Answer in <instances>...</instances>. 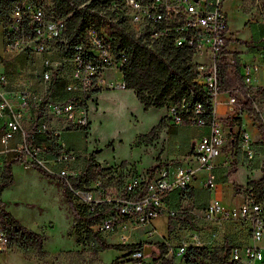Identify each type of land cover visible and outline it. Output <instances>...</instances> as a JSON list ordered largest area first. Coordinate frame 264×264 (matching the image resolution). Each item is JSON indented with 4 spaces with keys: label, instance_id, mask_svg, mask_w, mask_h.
Returning <instances> with one entry per match:
<instances>
[{
    "label": "built area",
    "instance_id": "1",
    "mask_svg": "<svg viewBox=\"0 0 264 264\" xmlns=\"http://www.w3.org/2000/svg\"><path fill=\"white\" fill-rule=\"evenodd\" d=\"M68 2L74 10L65 15L57 12L54 0H8L4 4V50L14 54L35 51L43 59L37 84L26 80L20 88L12 89L8 73L0 72V179L5 162L13 158L39 165L50 175L64 179L77 201L91 210L103 203L111 204L93 228L99 232L118 231L119 238L126 240L125 229L130 225L149 223L159 214L176 216L180 211L170 205L169 194L188 193L202 177V185L210 192L203 217L215 223H246L254 241L229 245V264H264V200L258 198L252 185H246L236 206L225 205L216 193L217 170L230 164L232 153L242 150L247 157H253L254 139L245 128V118L251 122L257 138H261L258 122L243 102L252 98L253 108L264 122V112L259 110L252 91L253 87H264V50L256 59L239 60L242 84L223 88L219 62L222 58L234 61L225 0ZM76 10L89 14L78 35L72 33L68 23ZM120 22L145 42L168 41L192 50L194 81L202 93L191 91L165 108L171 123L195 124L207 127L208 132L194 140L187 162L163 165L145 176L132 173L122 181L119 177L116 181L121 182V189L113 198L96 197L92 184L101 187V176L92 178L84 189L73 187L71 178L78 176L82 167L74 164L73 153L65 148L59 139L61 131L51 120L64 122V128L85 129L89 124L86 99L102 89L125 88L123 68L128 55L125 49L115 50L113 45V26ZM1 56L0 53V62ZM62 67L69 70L65 88L72 95L66 100L47 97L49 90L55 88L53 79ZM118 73L121 79L117 78ZM220 94L224 95L221 100ZM219 103L224 106L222 114L217 113ZM45 144L48 146L43 150ZM153 232L152 228L147 229L148 235ZM216 233L217 230L213 232ZM7 245L8 237L0 224V249ZM186 250L184 245L176 251L169 248L171 254L179 255ZM142 254L134 253L138 258Z\"/></svg>",
    "mask_w": 264,
    "mask_h": 264
},
{
    "label": "rangeland",
    "instance_id": "2",
    "mask_svg": "<svg viewBox=\"0 0 264 264\" xmlns=\"http://www.w3.org/2000/svg\"><path fill=\"white\" fill-rule=\"evenodd\" d=\"M224 8L228 14L230 48L237 47L245 51L243 56H239L241 60L250 59L251 55L256 59L264 50V0H225ZM3 27L4 18L0 16V72L8 73L12 89L20 88L26 80L37 84L42 69V55L35 51L21 50L14 54L4 50ZM238 38L244 42L237 41ZM246 54L251 55L247 57ZM117 78L121 79L119 73ZM68 80L69 70L62 67L59 76L53 79L55 88L49 90L47 97L57 100L70 98L72 93L65 88ZM261 87H253L252 91L259 110L264 112V91ZM223 97V94L219 95L220 100ZM85 106L89 119L85 129L64 128V122L57 120L54 125L61 131L59 139L65 148L73 153L76 167H83L85 158L96 151L95 161L98 166L95 176L102 178L101 187L92 184L96 197L113 198L121 189V182L116 181L119 177L124 180L132 173L145 176L150 173L152 166L159 168L187 162L192 141L208 132L207 128L195 124L171 123L165 107L145 109L131 88L102 89L88 97ZM223 112L224 106L219 103L217 113ZM251 116L253 120H258L255 115ZM244 122L254 139L253 157H247L242 150H237L229 158L230 164L222 165L217 170L216 193L227 206H236L240 202L248 181L264 178V146L260 138H257L251 122L246 118ZM47 146L45 144L43 150ZM12 172L14 182L0 195L2 205L24 225L45 234V254L40 257L34 247L8 246L0 249V264H139V260L160 264L147 251L141 258L128 254L127 250L114 248L94 252L86 241L78 240L73 227V214L57 179L43 176L28 163L14 164ZM194 184L197 188L177 194L172 206L180 211L179 215L171 217L159 214L149 223L130 225L125 229L128 236L126 240L119 238L118 231H103L102 235L111 243L164 241L168 245L166 256L173 259L174 264H187L189 246L206 247L209 252H213L226 249L233 243H254L247 232L246 223H215L206 220L203 209L210 192L202 186V177ZM182 211H188L195 228L180 219L184 215ZM170 220L173 226L169 230ZM148 228L154 230L153 234H147ZM215 230L217 233L214 235ZM182 245L187 247L185 254L169 252V248L176 251ZM192 259L190 264L208 261L203 256Z\"/></svg>",
    "mask_w": 264,
    "mask_h": 264
},
{
    "label": "trees",
    "instance_id": "3",
    "mask_svg": "<svg viewBox=\"0 0 264 264\" xmlns=\"http://www.w3.org/2000/svg\"><path fill=\"white\" fill-rule=\"evenodd\" d=\"M7 2L8 0H0V16L4 17V4ZM54 2L57 6V12L60 15L68 14L74 10L68 0H54ZM88 15L85 10H76L68 18L69 27L70 30L72 29L73 34L78 35L81 33ZM113 28V34L116 36L113 42L115 50L125 49L128 55V60L123 68L125 88L134 89L137 98L145 109L150 107H166L172 100H177L191 91L198 95L202 93L198 84L194 81L195 73L191 68L193 54L191 49L185 46H174L168 41L145 42L142 37H135L127 24L123 22L114 25ZM237 41L244 42V40L239 38ZM232 53L234 55L233 63L225 61V58H222L219 62V80L223 88H230L243 83V78L238 72V52L232 51ZM261 90L264 91V87H261ZM243 103L258 119V128L261 131L260 142L264 146V122L253 108V99L246 98ZM95 157L96 151L91 152L85 158L83 168L78 176L71 178V183L74 188L84 189L90 183L91 179L94 178L98 166ZM18 163H22V160L18 157L5 162L4 172L0 179V195L6 187L14 182L12 166ZM31 166L43 176L50 179H57L61 183L62 194L66 198L71 213L73 214V227L77 232L78 240L86 241L94 252L110 248L120 251L127 250L128 254H134L136 252L146 253L147 251L153 254L156 262L160 264H174L173 259L166 256L168 253V245L164 241L135 243L108 242L101 232L94 230L93 225L100 222L111 209V204L103 203L91 210L87 204L77 201L76 195L64 179L50 175L39 165L31 164ZM156 168V165L152 166L149 169L150 173H153ZM247 185H252L258 198L264 200V178L250 180ZM182 214L184 215L180 216V219L192 228H195L188 211H182ZM177 215H179V212ZM0 224L8 237L7 247H34L40 257L44 256L45 234L24 225L3 207L1 199ZM172 226L173 223L170 220L169 230ZM197 256H203L208 259L203 264L230 263L228 247L226 249L221 248L209 252L206 247L189 246L186 254V263L190 264L193 261L192 258H196Z\"/></svg>",
    "mask_w": 264,
    "mask_h": 264
},
{
    "label": "crops",
    "instance_id": "4",
    "mask_svg": "<svg viewBox=\"0 0 264 264\" xmlns=\"http://www.w3.org/2000/svg\"><path fill=\"white\" fill-rule=\"evenodd\" d=\"M236 37H238V36H236ZM231 49V51H237L238 52V57L241 55V56H243V52H245L244 50H241L240 48H237V47H234V48H230ZM241 52V53H240ZM247 55V57L248 56H250L249 54H246ZM250 59H253V55H251V57H250ZM249 59V57H248V59H246V60H250ZM239 60H241L240 58H239ZM244 60V59H243ZM134 90V89H133ZM57 119H53V121L51 122L53 125H54V121H56ZM57 121H59V120H57ZM189 125H191V124H189ZM199 127H201V126H199ZM205 128H207V127H205ZM208 129V128H207ZM207 133V132H206ZM203 135V134H202ZM200 137V136H199ZM196 139V138H195ZM194 139V140H195ZM194 140L192 141V144H193V142H194ZM191 147H192V145H191ZM191 149V148H190ZM189 149V150H190ZM18 164H20V163H18ZM83 168V167H82ZM35 169V168H34ZM203 186V185H202ZM194 188H197L196 187V185L194 184ZM177 194H179L178 192H176V191H173V192H171L170 194H169V203H170V205L172 206L173 205V203L176 201V199H177ZM148 239V238H147ZM149 240V239H148Z\"/></svg>",
    "mask_w": 264,
    "mask_h": 264
}]
</instances>
